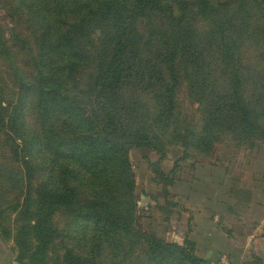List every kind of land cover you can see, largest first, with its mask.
<instances>
[{
  "label": "trees",
  "instance_id": "1",
  "mask_svg": "<svg viewBox=\"0 0 264 264\" xmlns=\"http://www.w3.org/2000/svg\"><path fill=\"white\" fill-rule=\"evenodd\" d=\"M10 1L30 33L0 27V52L8 62L13 49H34L29 70L19 69L17 78L40 119L39 127L27 122L22 98L0 100V154L10 160L0 167V231L10 237L7 215L24 222L13 237L19 264H45L59 206L106 233L134 217L128 153L159 152L147 97L170 118L185 81L203 107L202 131L193 138L206 135L208 146L224 134L251 146L264 141V94L252 91L254 76L240 57L247 47L264 52V0ZM56 116L68 134L53 135ZM12 189L19 193L9 202ZM144 235L153 245L176 246L188 264L204 261L187 239ZM60 264L95 263L67 250Z\"/></svg>",
  "mask_w": 264,
  "mask_h": 264
},
{
  "label": "rangeland",
  "instance_id": "2",
  "mask_svg": "<svg viewBox=\"0 0 264 264\" xmlns=\"http://www.w3.org/2000/svg\"><path fill=\"white\" fill-rule=\"evenodd\" d=\"M16 13L10 0H1L0 27L8 34L13 30L29 35L30 28L26 32L27 19L19 16L20 12ZM33 51L34 49H13L11 56L15 55V60L9 58L8 62L0 52V100L14 105L19 98H22L24 107L27 105L24 112L27 122L39 127V112L31 97L24 99L21 89L18 88L20 83L17 78L19 69L29 70ZM240 57L241 62L245 67L250 68L251 75L254 76L252 91L255 87V90L258 89L264 94V52L261 49L247 47L241 49ZM147 98L150 99L148 106L154 111L151 132L153 146L159 152L134 147L128 153L135 174V194L138 198L134 217L121 231L112 230L106 233L102 227L87 221H79L64 206L57 207L51 216L52 238L48 247L44 249L45 264H60L67 250L82 255L95 264H188L182 259L176 246L153 245L144 234H155L166 242L180 244L183 242V230L175 231L176 234L173 235V231L164 228L165 213L162 209L164 206L160 204L163 203V196L166 197L163 185L175 179L191 180L194 167L205 163L221 166L227 164L226 167L234 178L237 180L246 177L253 190L250 203L242 207L236 206L235 212L241 216L239 223L233 220L230 223L232 230L236 229L234 232L240 233L241 239L245 242L241 252L246 260L237 263L225 253L218 259L225 256L229 264H260L259 260H264V245H260L258 239L264 234V226H260V230L257 229L258 225L264 223V141H257L251 146L249 142L233 140L229 134H224L217 142H212L208 146L205 143L206 135L200 140L193 138L192 134L202 131L203 107L189 95L185 81L177 88L174 97L175 108L170 118H167L165 113L159 112L162 108L157 106L153 99ZM61 120V117H53L51 121L53 135L61 132L64 135L69 133L68 127ZM2 151L3 149L0 148V153ZM160 154L164 155L161 161H159ZM9 164V158L1 159L0 154V167L6 168ZM13 169L16 171L13 174L17 173L20 177L16 165ZM36 169H39V165H36ZM160 169L167 174L165 180L159 176ZM18 193L19 191L15 189L9 190L8 201L13 202ZM144 198L149 199L147 205L142 204ZM158 200L160 203H157ZM7 216L4 225L10 228L11 234L9 238L4 239L0 231V239L9 244L17 262L19 248L13 237L24 222L19 220L17 224L14 220L15 214ZM235 240L238 242V237ZM27 242L28 248L30 238ZM30 252L29 249L28 253ZM201 264H220V262L219 260L218 263L203 261Z\"/></svg>",
  "mask_w": 264,
  "mask_h": 264
},
{
  "label": "crops",
  "instance_id": "3",
  "mask_svg": "<svg viewBox=\"0 0 264 264\" xmlns=\"http://www.w3.org/2000/svg\"><path fill=\"white\" fill-rule=\"evenodd\" d=\"M226 166L211 163L195 166L191 180L181 178L164 184L166 197L163 196V203L159 200L157 203L164 206H161L165 213L164 228L173 231V235L183 230L184 240L193 243L199 258L218 263L219 256L225 253L242 263L246 260L241 252L245 242L230 223L232 220L239 223L241 216L235 212L236 206L250 203L253 190L246 177L236 180ZM160 172L167 175L161 169ZM148 200L144 198L142 204L147 205ZM260 226L264 223L257 230ZM258 240L264 245V234ZM0 264H18L3 239H0Z\"/></svg>",
  "mask_w": 264,
  "mask_h": 264
},
{
  "label": "built area",
  "instance_id": "4",
  "mask_svg": "<svg viewBox=\"0 0 264 264\" xmlns=\"http://www.w3.org/2000/svg\"><path fill=\"white\" fill-rule=\"evenodd\" d=\"M219 262L222 263V264H229V261L227 260V258L225 256H222L219 259Z\"/></svg>",
  "mask_w": 264,
  "mask_h": 264
}]
</instances>
